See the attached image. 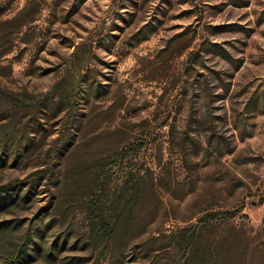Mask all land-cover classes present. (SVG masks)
Wrapping results in <instances>:
<instances>
[{"label":"rangeland","instance_id":"rangeland-1","mask_svg":"<svg viewBox=\"0 0 264 264\" xmlns=\"http://www.w3.org/2000/svg\"><path fill=\"white\" fill-rule=\"evenodd\" d=\"M130 168L156 193L107 244ZM6 185L0 264H179L216 212L264 264V0H0Z\"/></svg>","mask_w":264,"mask_h":264},{"label":"trees","instance_id":"trees-1","mask_svg":"<svg viewBox=\"0 0 264 264\" xmlns=\"http://www.w3.org/2000/svg\"><path fill=\"white\" fill-rule=\"evenodd\" d=\"M133 151L136 154L137 149L133 148ZM148 169L147 174H141L137 168H130L124 186L108 202V209L114 214L115 220L112 223L100 221L105 243L120 241L124 232L131 226L130 218L122 220V217L125 214H134L146 194L155 195L154 185L157 177L154 172H150V168ZM17 186H1L0 199L7 194H13L11 191H15ZM100 187L101 184L96 185V189L99 190ZM106 187L104 184L103 193L107 191ZM226 220L227 218L219 216L217 212L213 216L207 214L200 216L192 226L181 229L173 235L169 247L182 251L179 264H246L249 253L239 238L240 227ZM24 252V246L21 245L1 264H16L23 257Z\"/></svg>","mask_w":264,"mask_h":264}]
</instances>
